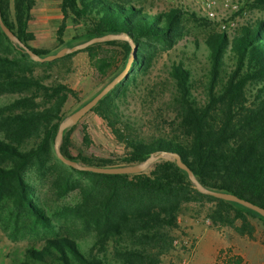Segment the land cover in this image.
I'll return each instance as SVG.
<instances>
[{
  "label": "trees",
  "instance_id": "trees-1",
  "mask_svg": "<svg viewBox=\"0 0 264 264\" xmlns=\"http://www.w3.org/2000/svg\"><path fill=\"white\" fill-rule=\"evenodd\" d=\"M246 3L264 9V0ZM35 6L36 0H0L6 25L33 51L47 55L51 48L30 44L35 39L29 30ZM60 7L63 19L57 39L61 46L69 17L74 26H83V33L73 39L126 33L137 45L129 73L89 111L108 122L126 148L124 156L73 155V126L65 130L61 144L68 158L87 165L122 166L140 163L154 152H175L205 187L233 193L264 208L263 20L247 23L233 34L223 30L208 35L210 69L204 100L194 94L192 71L184 61L175 62L170 76L178 104L177 132L145 138L132 133L129 121L123 120L121 102L127 91L141 75L148 74L160 51L173 48L182 39L185 14L209 22L222 23L226 18H201L183 8L152 12L132 0H62ZM243 10L241 7L240 13ZM84 51L101 75L114 68L116 76L127 66L132 46L128 41L113 40ZM226 57L233 60L234 67L224 76ZM53 62L33 61L0 26V92L18 95L0 108V192L15 195L20 209L43 219L39 197L25 178L34 168L40 177L48 178L58 197L80 192V202L66 209L73 210V216L94 238L86 246L72 233L50 239L41 249L29 248L22 264H162L174 248L184 206L191 202L210 203L207 216L211 223L229 226L241 235H253L251 218L264 222L260 213L245 205L200 192L172 157L160 158L148 170L133 174L94 173L64 164L54 144L64 119L62 109L78 93L67 83L46 84L33 74L34 65ZM83 140L89 141L86 130Z\"/></svg>",
  "mask_w": 264,
  "mask_h": 264
},
{
  "label": "rangeland",
  "instance_id": "rangeland-1",
  "mask_svg": "<svg viewBox=\"0 0 264 264\" xmlns=\"http://www.w3.org/2000/svg\"><path fill=\"white\" fill-rule=\"evenodd\" d=\"M61 1L36 0L29 22V30L35 34V39L30 42L32 46L49 47L54 53L61 47L86 41L73 39L83 33V26H74L72 17H69L66 20L63 46L59 43L57 30L63 19ZM206 1L132 0L135 5L144 6L152 12L183 8L186 12L195 11L197 16L208 19ZM211 1L214 2L218 15L226 18L222 23H226L230 29H223L221 21L209 22L185 14L182 39L173 48L160 51L148 74L141 75L137 84H133L122 99L123 120L129 121L132 133L145 138L174 135L177 132L178 104L175 100V82L170 76L172 65L179 60L184 61L185 66L192 71L194 94L199 100H204L210 69L208 48L205 44L208 35L223 30L233 34L247 23L264 21V9L248 6L247 0H230L232 3H238L237 10L229 9L225 0ZM241 7H244V10L240 13ZM233 67V60L226 57V72H223V75ZM115 71L112 68L107 75H101L94 67L89 53L84 50L55 60L50 65L33 66V74L44 83H67L78 93L76 98L70 96L64 105V119L91 100L123 70L114 76ZM17 96L0 92V108ZM39 100L42 101L41 98ZM85 130L89 134L88 142L83 140ZM2 137L0 131V138ZM71 141L72 154L75 156L81 154L121 159L126 152L124 144L115 137L108 122L93 111L88 112L74 125ZM33 144L34 142L30 141L28 145ZM25 178L34 186V196L39 197L38 206L43 219H37L29 210L20 209L15 195L0 192V264H22L27 259L29 248L41 249L50 239L61 238L69 233L82 241L83 245H91L93 233L73 216V210L66 209L80 202V192L73 190L58 197L48 178L40 177L34 168L26 172ZM211 206L208 202H191L184 206L179 217L180 228L176 231L175 238L190 237L195 243L194 252L188 253L187 249L173 248L163 257L162 264H183L185 261L188 264H264V222L251 218L255 225L253 235H241L229 226L213 225L207 216Z\"/></svg>",
  "mask_w": 264,
  "mask_h": 264
},
{
  "label": "water",
  "instance_id": "water-1",
  "mask_svg": "<svg viewBox=\"0 0 264 264\" xmlns=\"http://www.w3.org/2000/svg\"><path fill=\"white\" fill-rule=\"evenodd\" d=\"M0 26L3 30V32L7 35V37L13 42V44L25 52L29 54L31 59L35 62H52L57 59L63 58L69 54L81 51L86 49L87 47L100 43V42H107V41H113V40H119V41H128L130 45L132 46V55L127 63V66L125 69L116 76L112 81H110L100 92H98L91 100H89L87 103H85L83 106H81L77 111L63 119L59 125L58 132L55 139V153L57 157L66 165L71 166L78 170H84V171H90L94 173H105V174H133V173H141L149 169V167L157 160L163 157H172L176 160V163L179 167L186 170L191 181L196 186V188L205 194L212 195L217 198L230 200L238 202L242 205H245L258 213H260L264 217V208L254 204L253 202L240 198L237 195L220 191V190H214L209 189L202 185V183L197 179L192 169L182 160L181 156L178 153L170 152L166 150L158 151L152 153L146 160L133 164V165H122V166H97V165H87L83 164L77 160L68 158L61 150V143L63 140L64 132L66 129L76 125L90 110H92L99 101L108 94L114 87L119 84L129 73L131 63L134 59V54L137 49L136 43L133 41V39L127 35L126 33H107L102 36H95L91 39H88L86 41H83L81 43L72 45V46H64L57 50L54 53H50L47 55H39L35 51H33L30 47H28L24 42H22L19 37L6 25L4 22L1 12H0Z\"/></svg>",
  "mask_w": 264,
  "mask_h": 264
},
{
  "label": "built area",
  "instance_id": "built-area-1",
  "mask_svg": "<svg viewBox=\"0 0 264 264\" xmlns=\"http://www.w3.org/2000/svg\"><path fill=\"white\" fill-rule=\"evenodd\" d=\"M225 5L232 10H237L239 8L238 3H232L230 0H225ZM206 15L210 18L219 17L217 11L214 9V2L211 0L206 1ZM221 27L227 30L230 29L226 23H221ZM173 244H174V248L187 249L188 253H193L195 249V243L188 236L175 238ZM183 264H188V263L187 261H185Z\"/></svg>",
  "mask_w": 264,
  "mask_h": 264
}]
</instances>
